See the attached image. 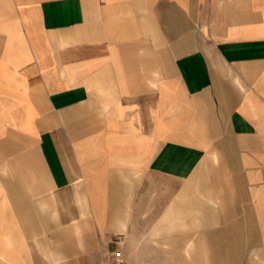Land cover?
Returning a JSON list of instances; mask_svg holds the SVG:
<instances>
[{"label":"crops","instance_id":"1","mask_svg":"<svg viewBox=\"0 0 264 264\" xmlns=\"http://www.w3.org/2000/svg\"><path fill=\"white\" fill-rule=\"evenodd\" d=\"M146 212L147 264H264V0H0V264H140Z\"/></svg>","mask_w":264,"mask_h":264},{"label":"rangeland","instance_id":"2","mask_svg":"<svg viewBox=\"0 0 264 264\" xmlns=\"http://www.w3.org/2000/svg\"><path fill=\"white\" fill-rule=\"evenodd\" d=\"M150 214H148V212H146L142 218V221H141V228H140V232L138 233V236H139V239L141 241H143V244L139 245L141 247V251H142V256H143V259L141 261L140 264H147V254H148V251H149V244H148V236L154 231V227H149V220H148V216ZM161 223V222H160ZM158 232V236L160 235H164V233L161 234V232H164V228H157L156 230ZM156 232V233H157ZM154 233V232H153ZM152 233V234H153ZM163 238V237H162ZM159 239V238H158ZM161 246H163V244H161ZM116 253H117V248L114 246L112 251L110 252V256H109V264H117L118 261L116 259ZM124 264H137V263H133L130 261L127 263V260L124 259Z\"/></svg>","mask_w":264,"mask_h":264},{"label":"built area","instance_id":"3","mask_svg":"<svg viewBox=\"0 0 264 264\" xmlns=\"http://www.w3.org/2000/svg\"><path fill=\"white\" fill-rule=\"evenodd\" d=\"M116 259L118 261L117 264H123V259L121 258V253L120 252L116 253Z\"/></svg>","mask_w":264,"mask_h":264}]
</instances>
